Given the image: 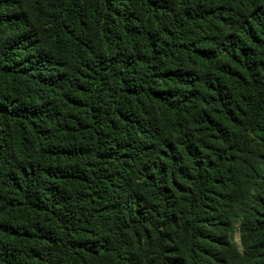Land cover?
<instances>
[{
    "label": "trees",
    "instance_id": "obj_1",
    "mask_svg": "<svg viewBox=\"0 0 264 264\" xmlns=\"http://www.w3.org/2000/svg\"><path fill=\"white\" fill-rule=\"evenodd\" d=\"M0 264H264V0H0Z\"/></svg>",
    "mask_w": 264,
    "mask_h": 264
},
{
    "label": "rangeland",
    "instance_id": "obj_2",
    "mask_svg": "<svg viewBox=\"0 0 264 264\" xmlns=\"http://www.w3.org/2000/svg\"><path fill=\"white\" fill-rule=\"evenodd\" d=\"M239 226H240V221H237L235 223V232L233 234V238L236 244V248L239 252H247L248 249V243L244 240V238H241L240 233H239Z\"/></svg>",
    "mask_w": 264,
    "mask_h": 264
}]
</instances>
